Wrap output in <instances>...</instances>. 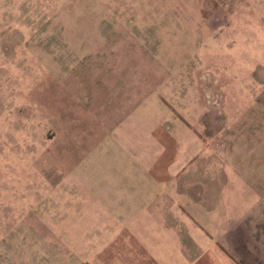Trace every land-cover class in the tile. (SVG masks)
I'll list each match as a JSON object with an SVG mask.
<instances>
[{
    "label": "rangeland",
    "instance_id": "1",
    "mask_svg": "<svg viewBox=\"0 0 264 264\" xmlns=\"http://www.w3.org/2000/svg\"><path fill=\"white\" fill-rule=\"evenodd\" d=\"M130 8L193 18L161 19L169 34L192 42L151 50L158 64L150 69L183 75V96H191L182 109L197 110L203 123V170L234 176L217 191L213 216L239 220L264 203V0H0V264H111V234L80 223L79 173L64 161L62 143L66 123L80 124L72 143L93 124L79 111L87 69L79 63L93 53L87 39L93 45L117 20L105 17L110 11ZM68 28L77 29L73 39ZM234 173L256 177L257 192ZM262 235L264 242V225Z\"/></svg>",
    "mask_w": 264,
    "mask_h": 264
},
{
    "label": "crops",
    "instance_id": "2",
    "mask_svg": "<svg viewBox=\"0 0 264 264\" xmlns=\"http://www.w3.org/2000/svg\"><path fill=\"white\" fill-rule=\"evenodd\" d=\"M180 14L112 10L105 17L117 20L99 31L93 45L87 39L85 48L93 53L79 63L87 67L78 79L85 82L80 84L85 95L79 111L89 113L93 124L72 143L80 124L67 126L64 119V130L70 133L62 143L64 161L79 173L80 223L111 234L105 248L111 264H264L263 201L251 204L239 220L213 216L217 191L234 176L203 170V123L197 110L182 109L191 96H183L189 91L179 84L183 75L151 73L157 61H152L151 50L187 49L192 42L169 34L161 20L192 18ZM173 23L183 28L178 20ZM68 29L73 39L77 29ZM181 39L183 48L176 42ZM181 63L174 60V65ZM240 114L245 125L247 111ZM234 174L250 193L257 192L256 177L251 182L245 173Z\"/></svg>",
    "mask_w": 264,
    "mask_h": 264
}]
</instances>
